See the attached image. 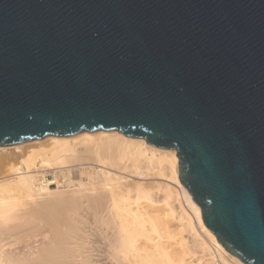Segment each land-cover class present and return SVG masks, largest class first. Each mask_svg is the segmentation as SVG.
<instances>
[{
    "label": "water",
    "instance_id": "95a60500",
    "mask_svg": "<svg viewBox=\"0 0 264 264\" xmlns=\"http://www.w3.org/2000/svg\"><path fill=\"white\" fill-rule=\"evenodd\" d=\"M99 131L175 151L205 227L264 264V0H0V148Z\"/></svg>",
    "mask_w": 264,
    "mask_h": 264
},
{
    "label": "bare ground",
    "instance_id": "6f19581e",
    "mask_svg": "<svg viewBox=\"0 0 264 264\" xmlns=\"http://www.w3.org/2000/svg\"><path fill=\"white\" fill-rule=\"evenodd\" d=\"M10 149L0 148V264H91L85 215L113 264H243L203 224L173 150L116 131ZM187 228L202 234L199 252Z\"/></svg>",
    "mask_w": 264,
    "mask_h": 264
},
{
    "label": "rangeland",
    "instance_id": "374dc122",
    "mask_svg": "<svg viewBox=\"0 0 264 264\" xmlns=\"http://www.w3.org/2000/svg\"><path fill=\"white\" fill-rule=\"evenodd\" d=\"M25 144H28V143H25ZM24 144H22V145H19V146H23ZM14 147H16V146H14ZM14 147H6V148H8V150H7V152H9V149L10 150H12ZM2 164V163H1ZM1 164H0V166H1ZM1 168H3V167H1ZM46 180L47 181H52L53 180V178H52V176L49 174V175H46ZM158 182H162V183H169V184H171L172 185V182L170 183V181H168V180H165V179H161V180H158ZM50 187H54V186H50ZM186 208V207H185ZM87 216V217H86ZM89 215H85V219H83V221H82V223H84L85 222V224H81L80 226H81V228H83V232H84V234H83V236H85L86 237V240L87 241H89V242H87L88 243V245L89 246H87V249L85 250V252L83 253L84 255H82L81 257H82V259H85V258H83V256H88L89 258H90V260H91V264H113V262H111V260H110V258H109V256L107 255V253H106V251H105V248H104V246H103V240H102V238H100V236L98 235V233H97V230H96V226H94L95 224H94V221L91 219V215L88 217ZM88 219V220H87ZM91 220V221H90ZM94 224V225H93ZM38 229H37V232L38 233H41V232H43V227H37ZM39 228H40V230H42V231H40L39 230ZM198 231V232H197ZM198 234V235H196V233ZM24 233V232H23ZM20 234V233H19ZM18 234V236L17 235H14L13 236V238L16 236V239H17V237H19L18 239H19V242H17L18 241V239L16 240V239H11V240H13V241H15L16 243H22V241H24L25 239H24V236H23V234H22V236H23V239H21V234L19 235ZM25 235V234H24ZM185 235H187L186 237H187V240H188V242H189V246L194 250V251H198L199 252V243H200V241H201V237H198V236H202V234L200 233V231L199 230H197V228L195 229V231H192V230H190L189 228H187V231L185 232ZM87 236L89 237V238H87ZM22 241H21V240ZM14 242V243H15ZM19 244V245H17L16 247H19V248H21V246L23 245V243L22 244ZM81 260V259H80Z\"/></svg>",
    "mask_w": 264,
    "mask_h": 264
}]
</instances>
